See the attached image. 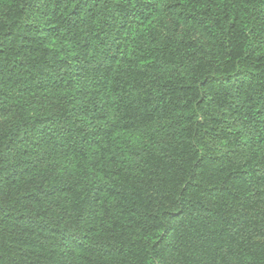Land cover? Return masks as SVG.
I'll use <instances>...</instances> for the list:
<instances>
[{"label": "trees", "instance_id": "16d2710c", "mask_svg": "<svg viewBox=\"0 0 264 264\" xmlns=\"http://www.w3.org/2000/svg\"><path fill=\"white\" fill-rule=\"evenodd\" d=\"M0 264H264V0H0Z\"/></svg>", "mask_w": 264, "mask_h": 264}]
</instances>
